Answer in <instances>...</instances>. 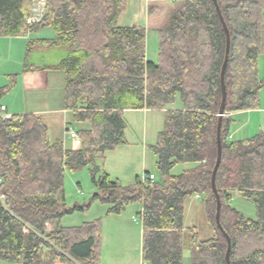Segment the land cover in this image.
Segmentation results:
<instances>
[{"label": "trees", "instance_id": "obj_1", "mask_svg": "<svg viewBox=\"0 0 264 264\" xmlns=\"http://www.w3.org/2000/svg\"><path fill=\"white\" fill-rule=\"evenodd\" d=\"M35 0H0V35L25 36L51 27L45 43L66 55L54 67L66 75L65 106L74 120L89 123L79 132L81 149L51 143L48 124L30 113L0 119V260L21 264H101L102 218L78 226L62 219L93 202L107 214L143 204L142 256L148 264H228V240L216 221L212 175L218 154L222 67L226 31L214 0H174L158 29V60L147 56L146 28L120 26L128 0H46L42 19L28 24ZM231 34L225 75L223 155L217 172L221 224L232 241L231 264H264V130L230 140V112L260 106L264 78V0H218ZM157 7L150 10L154 15ZM31 45L28 46V49ZM14 79V78H13ZM15 85L0 87V99ZM181 103L179 108L168 105ZM165 109V124L151 146L162 181L144 184L137 176L123 185L97 159L127 142L124 112ZM194 167L173 174L178 164ZM90 167L97 191L88 204L69 207L65 173ZM233 193L253 202L255 219L230 204ZM205 198L214 235L200 237L185 225V203Z\"/></svg>", "mask_w": 264, "mask_h": 264}, {"label": "rangeland", "instance_id": "obj_2", "mask_svg": "<svg viewBox=\"0 0 264 264\" xmlns=\"http://www.w3.org/2000/svg\"><path fill=\"white\" fill-rule=\"evenodd\" d=\"M174 0H146V13L152 19L151 25L146 28V45H149V55H152V50L157 47L158 29L162 27L167 15L173 7ZM157 7L154 15L150 10ZM43 30V35H55V31L51 27L39 29ZM37 32V31H36ZM35 33V32H32ZM27 38H12L9 36L0 35V84L11 85L12 78L7 74H14L15 79L18 78L17 72L24 69L28 63L29 51L27 50ZM147 47V46H146ZM38 46L33 51V61H37L40 55ZM158 54V53H157ZM150 57V56H149ZM158 60V57L157 59ZM260 75L264 78V54L259 57ZM52 71L62 72L63 70L51 69ZM15 87V86H14ZM6 93L0 103L8 101L13 104L20 102V91L16 89L10 96L13 88ZM264 93V88L261 90ZM54 92V91H53ZM55 100L50 106L58 107V93L54 92ZM8 99L6 100L5 98ZM3 99H5L3 101ZM180 102L170 104L168 107L179 108ZM5 104V103H4ZM6 105V104H5ZM7 106V105H6ZM73 123V129L77 132L80 128L88 127L89 123L79 122L74 123L72 116H69ZM254 119V123L257 121ZM124 120L126 122L125 137L127 143L119 145L116 149L107 151L105 159H97V163L105 171H110L112 177L119 176L121 183L125 186L132 185L135 182V176L140 174V177L146 174H154L156 180L162 181L161 173L157 167V155L151 149V146L156 144L158 134L163 130L165 124V113L161 110L141 111L140 109L126 110L124 112ZM235 122V121H234ZM233 122V123H234ZM61 129L64 123H58ZM234 125V124H233ZM233 125L230 132H233ZM60 127L58 129H60ZM86 127V128H87ZM255 125L250 126L247 131L252 132ZM71 130V128H70ZM258 131L250 133L251 135H237L234 140L246 138L257 134ZM70 136V132L68 134ZM147 142L146 153L143 152V144ZM107 158L106 166L105 160ZM195 163H186L176 165L172 173L179 174L185 169L194 167ZM109 173V172H108ZM97 191V187L92 181L90 167L86 166L76 171L67 170L65 173V192L66 201L69 207L75 205L83 206L88 204L93 194ZM231 204L244 213L247 217L255 219L257 217V209L253 202L246 198L236 195ZM108 204L100 201H95L86 210H76L71 214H67L62 219V224L65 226H78L85 222H92L102 218V257L101 264H147L143 261L142 246L144 226L141 218L143 204L141 202L131 203L119 214H107ZM106 215L111 216L106 218ZM185 225L186 227L195 226L202 239H208L214 235V226L210 223L207 216L206 201L203 196L194 198L193 196L187 199L185 203ZM191 251L186 248L184 256V264H190ZM0 264H21L17 262L0 260Z\"/></svg>", "mask_w": 264, "mask_h": 264}, {"label": "crops", "instance_id": "obj_3", "mask_svg": "<svg viewBox=\"0 0 264 264\" xmlns=\"http://www.w3.org/2000/svg\"><path fill=\"white\" fill-rule=\"evenodd\" d=\"M40 6V9L43 8V15L46 12V0H35L32 8L31 17L34 15V8ZM42 5V7H41ZM152 18L147 16L146 13V0H128V7L126 12L122 13L119 18V25L120 26H131L138 23H143L144 26L148 28V25L152 23ZM148 24V25H147ZM35 33H28L25 36H9L12 38H27V50L30 52L29 57L27 60V64L25 65L24 69L19 72L18 78L15 79L14 74H7L9 76L11 82L15 80V87L9 94V96L16 90L20 91V102L18 104H13L8 97L5 98L8 101L4 102L7 105L8 111L12 114L24 115L33 113L39 117H41L49 126V133H50V141L51 143L55 142H62L66 148L71 149H81L82 143L81 139H75L71 136L69 137L68 134L73 129V123L69 116H72L74 120V113L73 110L66 108L65 106V88H66V75L62 72H57L54 70V67L60 62V60L66 55L67 49L62 46H51L48 43H45V40H51L54 38L55 35L46 36L43 35V30L34 31ZM158 38V35H157ZM31 45V48L28 49V46ZM38 46L40 55L37 57V61H33V51H35L36 47ZM149 45L147 44V56L150 59L156 60L158 57V40H157V47L154 48L151 52L152 55H149ZM36 52V51H35ZM150 56V57H149ZM53 69L54 71H52ZM1 71V68H0ZM261 76V75H260ZM14 78V79H13ZM263 78V77H262ZM8 86L7 83L0 84V87ZM58 93V107L50 106L52 101L55 100V96L53 95L54 92ZM3 99V101L5 100ZM3 103V104H4ZM2 104V103H1ZM4 104V105H5ZM181 106V103H178ZM170 109H173L169 107ZM141 111H150V110H160V109H140ZM163 113H166L165 109L161 110ZM229 117L232 118L235 122L232 124L233 132H230L229 139L234 140V137L237 135H251L250 133H254V131L264 130V93L261 92V100L260 106L256 109H247V110H239L228 113ZM257 118L256 122L254 123V119ZM58 123H64V126L61 127L57 126ZM74 123L78 124L79 122L74 120ZM255 125L254 130L252 132L247 131L250 126ZM231 125V126H232ZM60 127V129H58ZM87 127V126H86ZM80 128L77 133L81 130H85L89 128ZM71 128V130H70ZM257 134L252 136H246V138H251ZM242 140V139H238ZM127 143V142H126ZM147 142L143 144V152L146 153L147 150ZM107 157V156H106ZM107 158L105 160L106 166ZM186 164V163H185ZM111 175V172L108 171ZM137 174L135 176V180ZM112 177V175H111ZM113 179L121 181L119 176L112 177ZM238 193H233L231 201L235 199V196ZM239 195V194H238ZM194 198L198 199L201 198V195L196 194L193 195ZM67 202V201H66ZM109 208V207H108ZM111 216L106 215V218Z\"/></svg>", "mask_w": 264, "mask_h": 264}, {"label": "water", "instance_id": "obj_4", "mask_svg": "<svg viewBox=\"0 0 264 264\" xmlns=\"http://www.w3.org/2000/svg\"><path fill=\"white\" fill-rule=\"evenodd\" d=\"M214 3L217 7L218 13L220 15L221 21L223 23L224 29L226 31V41H227V47H226V56L225 60L223 63L222 67V73H221V80H222V103H221V108L219 112V123H218V154H217V160L216 164L213 170V175H212V187L217 199V213H216V221L219 226V228L224 232L225 236L227 237L228 240V250H227V255L226 259L228 264H231L230 260V253L232 249V241L228 233L225 232L222 224H221V209H222V201H221V196L217 187V172L220 167L221 161H222V155H223V145H222V137H221V132H222V122L223 118L226 115V103H227V86H226V81H225V75L228 67V62H229V54H230V49H231V34L230 30L228 28V25L225 21V18L223 16L220 4L218 0H214Z\"/></svg>", "mask_w": 264, "mask_h": 264}, {"label": "built area", "instance_id": "obj_5", "mask_svg": "<svg viewBox=\"0 0 264 264\" xmlns=\"http://www.w3.org/2000/svg\"><path fill=\"white\" fill-rule=\"evenodd\" d=\"M41 7H42V5H41ZM43 16H44L43 15V8L40 9V6L38 5L37 7L34 8V15L32 17L30 16V18L28 20V24L33 25L34 23L39 22ZM0 60H1V58H0ZM12 115L13 114L8 111L7 106L0 103V119H3V120L8 119ZM70 134L73 138L79 139V134L75 130H71ZM141 181L144 184H148L149 182H155L156 177L154 174H146V175L141 177ZM145 263H147V262H145Z\"/></svg>", "mask_w": 264, "mask_h": 264}]
</instances>
